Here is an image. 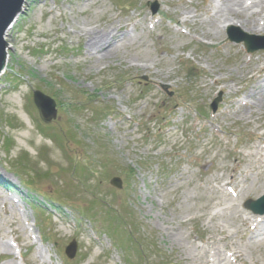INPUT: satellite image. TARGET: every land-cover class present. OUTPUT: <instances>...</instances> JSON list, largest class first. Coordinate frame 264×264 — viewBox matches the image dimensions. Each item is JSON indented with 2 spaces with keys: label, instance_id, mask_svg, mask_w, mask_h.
I'll list each match as a JSON object with an SVG mask.
<instances>
[{
  "label": "rangeland",
  "instance_id": "obj_1",
  "mask_svg": "<svg viewBox=\"0 0 264 264\" xmlns=\"http://www.w3.org/2000/svg\"><path fill=\"white\" fill-rule=\"evenodd\" d=\"M221 4L26 1L0 76V264H199L204 246V259L219 247L228 264H264V214L246 206L264 195V115L247 99L264 49L227 36L262 46L264 11L254 30L217 19ZM91 28L119 30L110 54L90 52ZM35 90L56 102L50 123Z\"/></svg>",
  "mask_w": 264,
  "mask_h": 264
},
{
  "label": "bare ground",
  "instance_id": "obj_2",
  "mask_svg": "<svg viewBox=\"0 0 264 264\" xmlns=\"http://www.w3.org/2000/svg\"><path fill=\"white\" fill-rule=\"evenodd\" d=\"M27 0H25L26 3ZM249 0H222L221 6L217 8L215 11V16L217 19H235L242 23V25H245L248 29L253 28L254 30H257L259 27L258 20H256L257 16H260L262 12L264 11V0H251L249 4H247ZM24 3V4H25ZM253 7H257L258 11L256 12H249ZM261 19H264L261 18ZM124 28V27H122ZM264 29V28H263ZM119 30L117 29L116 32L107 33L105 29H99V28H91V29H83L81 30V36H83L87 41V47L89 48L90 52H96V53H102L105 52L106 54H110L114 46V40L117 38V32ZM8 32V31H7ZM6 32V35L8 33ZM7 64V63H6ZM3 73V72H1ZM0 73V76H1ZM259 73H261V69L258 71V74L253 75V77H258ZM251 100V106H254L257 108V112L260 115H264V87L263 86H255L254 90L249 94L248 98ZM248 103V102H247ZM255 154H260L261 156L258 158L257 162H259V167H261L264 163V147H257V150L255 151ZM262 182L261 185L255 190L263 189L264 188V176H262ZM229 184V183H228ZM248 187L243 186L239 190L240 195H244V193L247 191ZM227 196V195H226ZM229 197V196H227ZM228 200L230 207H235V203L232 202L231 199H225ZM254 216L246 217L244 218V224L248 228L252 225L255 229V231H261L262 224L258 221L254 224ZM218 230L223 231L221 227L218 228ZM247 230V229H246ZM248 230H251L250 228ZM226 238V237H225ZM264 239V238H263ZM259 240V239H258ZM230 243V249L229 251L235 258H239L241 255L239 251L237 250V247L235 243L233 242H227L226 244ZM227 246V245H226ZM206 247V246H204ZM197 248L195 249V252L193 253V258L195 259V262L199 264H228V258L224 254H222V251L219 247H216L213 253H210L206 257L207 247L204 248Z\"/></svg>",
  "mask_w": 264,
  "mask_h": 264
},
{
  "label": "water",
  "instance_id": "obj_3",
  "mask_svg": "<svg viewBox=\"0 0 264 264\" xmlns=\"http://www.w3.org/2000/svg\"><path fill=\"white\" fill-rule=\"evenodd\" d=\"M25 0H0V73L3 71L6 61V48L7 42L5 40V34L7 29L16 19L18 14L22 11ZM157 4H153L152 11L155 13L157 11ZM229 39L233 42H242L246 44V49L249 52H253L257 49H264V44L262 46L253 45L252 40L258 36L256 35H244L236 36L231 31L228 32ZM264 38V37H263ZM221 101V94L214 99L211 104L213 111H216L218 103ZM34 102L39 110L40 116L45 123H50L57 116L56 102L53 98L44 94L40 90L34 91ZM111 184L122 188L123 182L120 177H114L111 180ZM247 208L251 209L254 213L264 214V196L257 200H248L246 202ZM77 242L74 240L67 247L66 253L70 258H73L77 252Z\"/></svg>",
  "mask_w": 264,
  "mask_h": 264
},
{
  "label": "trees",
  "instance_id": "obj_4",
  "mask_svg": "<svg viewBox=\"0 0 264 264\" xmlns=\"http://www.w3.org/2000/svg\"><path fill=\"white\" fill-rule=\"evenodd\" d=\"M29 186H33V184L30 182H27V181H25ZM10 185V183L9 182H7V181H4V179L2 178V176H0V186H2V187H7V188H9V185ZM33 187H35V186H33ZM9 189H11V188H9ZM163 264H166V263H163ZM168 264H172V263H168Z\"/></svg>",
  "mask_w": 264,
  "mask_h": 264
}]
</instances>
